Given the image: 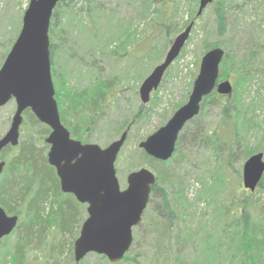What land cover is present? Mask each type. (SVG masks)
Segmentation results:
<instances>
[{"label":"rangeland","instance_id":"obj_1","mask_svg":"<svg viewBox=\"0 0 264 264\" xmlns=\"http://www.w3.org/2000/svg\"><path fill=\"white\" fill-rule=\"evenodd\" d=\"M29 1L30 0H0V62L9 47L10 41L14 38L15 42L16 36H18L20 32L22 18ZM95 1L99 5L98 11L105 16L102 21L95 20V24L91 19L82 18L81 23L76 22L73 29L69 17L66 16L62 20V24L57 27V29H64V33H68L71 39L70 42H72V52L75 51L76 59L74 58L73 61V58H68V54H59L55 62L56 77L55 79L52 77V81L55 89V99L56 93L59 94V99H56V101L58 111L60 112L62 108L68 105L67 100L71 98L72 93H82L83 90H87L88 87L97 80L101 82L110 80L103 88V95L106 97V114L96 123L91 132H88L84 136L87 142L83 144H96L101 148L107 147L121 136L122 133L117 134V132H121L122 130L120 127L122 123L128 121L125 126L128 127L126 130L128 132V138L115 163L116 177L120 189L125 190L127 187V176L132 172L141 168H146L156 176L152 168L147 165H141L145 164V162L144 159L139 157L138 144L169 121L173 114L179 109L175 107L176 104L188 101L193 82L198 74L201 58L203 57L202 44L204 37L207 34L210 42H214L216 39L213 33L215 27L214 17L212 8H207L202 19H197L195 21L189 41L185 44L179 57L165 72L158 89L151 94L150 101L146 105H143L139 98V88L144 79L163 61L174 38L186 28V23L190 21L189 14L191 12L190 7H192L189 5V1L192 0H173V2L167 3L170 12L167 19L169 20L170 16H173L176 26L174 33L169 36L166 35L165 31L161 33L157 31V28L161 24V17L157 12H154L153 15L147 18L143 17L142 4L146 3L148 0ZM230 2L233 7L228 11L227 15L229 30L226 34V40L228 41V46L231 47L232 51H238L239 49L244 50L250 45H258L261 50L260 52L262 53L263 51V54L257 63V68L259 71H262L264 70V0H230ZM85 6V2L79 0L76 5V10H80ZM176 7L177 10L175 11ZM151 8L153 10H159L161 6L152 5ZM120 25L127 28L130 38L133 39L132 45L129 44L125 47L123 40L116 38L115 27H119ZM152 29H155V32ZM194 30L196 33H193ZM156 32L157 34H155ZM118 33H121L120 36L124 38L125 34L123 28L118 29ZM76 39L78 44H75ZM170 40L171 42L169 43ZM83 41L92 42L91 45L93 46L94 54L87 53L86 49L89 46L82 43ZM220 48L226 51L224 47ZM115 56L124 58H120L115 62ZM80 59L82 63H77ZM219 75H221V68H219ZM225 80L224 77H219V81ZM227 80L233 85L231 78ZM258 94H261V96ZM155 95H157V97H155ZM258 96L264 100V89H262V85L260 86L258 82H255L250 96H246L248 104H251L252 102H250V100L254 98H256L254 101L258 100ZM253 105H255V102ZM15 109L16 104L13 100L0 108V138L8 131ZM140 109L145 119L142 118L134 124H129ZM197 118L182 131L184 133H182L184 138L181 147L184 159L181 160L178 156L177 160L182 161L180 167L178 169H173L172 167L166 168L164 166L158 167L159 169L168 170L169 173H174V176L183 178L186 187L185 196L187 197V203L191 205V208L185 211L186 215L180 216L183 221L180 219L174 221V232L167 238L163 246V249L170 248V251L168 249L165 256L170 258L172 264H174L176 250L179 247H181L179 254L185 264H193L197 257L202 255L203 247L200 243L196 240L191 245L187 244L183 236L177 237L179 235L178 229L184 231L186 230L185 228H188L197 231L202 222L203 225L205 224L210 229L207 228L203 235L200 234L198 236V239L200 240V238L213 231L212 241H210L213 243L218 237L217 230L221 225H218V223L223 222V224H226L225 226L233 223V215H231L233 207L227 202L226 207H229V210L223 208L222 211L228 212V216L223 217L220 215L214 226L213 206L209 207L211 201L209 199L206 201L198 200V197L203 194L204 189L199 181L200 175L209 178V173L220 166L218 172L225 173V177L227 178L226 181L229 183V192H231L229 198L233 196L236 188L237 192L235 194L238 198L243 200L247 197L256 204L255 209L257 210L264 207V191L258 189V187L253 193H250L248 190L245 191L242 186L241 178L242 166L249 158L244 160L243 148L248 147L253 149L257 147L263 150V132L261 130L251 132L248 139L242 142V147L239 148L233 160V166L235 168H240V179L236 181L232 177V174H227L228 172L225 171V163L222 162L223 158L226 156V149L223 150L220 158L218 157L215 159L218 163V165H216L214 160L209 164L206 163V159H210L211 156V152L207 148H198L196 144L194 148L189 147L194 126L202 128L205 132H213L217 129V124L220 119V105L217 102L208 103V105L203 104L200 115ZM24 121L25 117L23 115V123ZM256 121L261 123L264 130V107L256 114ZM36 128H31L30 125H27L25 122V125L21 127V140L24 141L26 137L35 135ZM48 150L49 147L44 153L47 154ZM140 159L141 161H139ZM2 177L3 176H0V181ZM236 183H238L239 186L236 187ZM167 188L170 189V186ZM223 199H228L226 194L221 196L219 204L224 202ZM67 200L71 201L70 198H67ZM155 204L156 201L147 207L142 224L133 231L134 242L132 246V256L138 254L139 264H164L163 251L161 254H157L154 249L156 235L149 232V228L151 226L153 227L155 220H157L154 211ZM86 208L87 206L85 205L81 211H79V218L82 219L80 228L87 217ZM49 212L50 210L46 209L44 215H47ZM211 225L213 226L211 227ZM156 226L161 227V225ZM80 228L76 236L73 230V234L59 235L52 238V242L55 246L61 243L64 245L61 254V264H70L67 255L68 246L71 241L74 244L79 236ZM225 230L224 236L220 237L219 241L222 243L221 254L222 257L223 255L230 257L233 252V249L230 250V248L233 246L230 243L232 240L227 236L230 237V234L232 235L233 229H228L227 227ZM53 232H55V230H53ZM56 238L58 242L55 241ZM177 238H179L178 242H176ZM12 240L14 241L15 237H13ZM224 246L225 248L229 246L228 252L224 250ZM33 247H39L36 241ZM54 251L52 258L58 250ZM87 261L95 263L96 257L93 255L89 256L87 257ZM226 261L229 262L228 260ZM230 264H239V260H231Z\"/></svg>","mask_w":264,"mask_h":264},{"label":"trees","instance_id":"obj_2","mask_svg":"<svg viewBox=\"0 0 264 264\" xmlns=\"http://www.w3.org/2000/svg\"><path fill=\"white\" fill-rule=\"evenodd\" d=\"M148 1V3L142 4L143 17L147 18L153 15L154 12H157L161 17V24L157 28V31H159V33L165 31L168 36L173 34L176 30L174 18L170 16L169 20L167 19L170 13L167 3H171L173 0ZM77 2H79V0H60L51 17L49 41L51 70L54 79L56 77L55 62L59 54H68V58H73V61L74 58L76 59L75 51L72 52V42H70L71 39L68 33H64L65 30L62 28L57 29V27L62 24V20L68 16L70 24H72L74 29V24L76 22L81 23L82 18L91 19L95 24V20L102 21V19L105 18V16L98 11L99 5L95 0H82V2H85L86 6L82 7L80 10H76ZM152 5H160L161 8L159 10H153L151 8ZM189 5L192 7H190L191 12L189 14L190 21L186 23V26L192 21L202 19L205 12L204 11L203 14L196 19L195 16L199 0L189 1ZM232 7L230 0H216L207 7L212 8L215 25L213 33L216 39L214 42H210L207 34L205 35L202 44V54L204 55L213 48H225V55L220 66V78L224 77L226 80L231 78L233 82V91L228 96H221L213 92L210 96L203 99L201 107L203 104L208 105V103L211 104L215 102L220 105V119L217 124V129L213 132H205L202 128L194 126L189 147L194 148L196 144L198 148H207L211 152V160L206 159V163L209 164L214 160L216 165H218V163L215 159L218 157L220 158L221 153L226 149V156L222 160V162L225 163V171L228 172L227 174H232V177L237 181L240 179V168H235L233 166V160L239 148L242 147V142L248 139L251 132L261 130L264 134L261 123L256 121V114L264 107V100L259 98L261 94H258V100L254 101L256 98L250 100V102H252L251 104H248L246 100V96H250L255 82H258L260 86L262 85V89H264V70L259 71L257 68V63L263 54V51L262 53L260 52L261 50L258 45H250L246 49H239L238 51H232L231 47L228 46V41L226 40V34L229 30L227 15ZM176 10L177 7L175 8V11ZM115 28L116 38L123 40L125 47L129 44L132 45L133 39L130 38L127 28L122 25ZM121 28H123L125 34L124 38L120 36L121 33H118V29ZM152 30L155 32V29ZM193 33H196V31L194 30ZM155 34H157V32ZM13 42L14 38L10 41L9 47L0 62V66ZM170 42L171 40L169 43ZM82 43L89 46L86 49L88 54H94L91 41H83ZM75 44H78L77 39ZM120 58L124 57L115 56V62ZM77 63H82V60L80 59ZM109 81L110 80L101 82L97 80L89 86L87 90H83L82 93H72L71 98L67 100L68 105L60 110L59 114L61 121L65 127L71 131L69 133L72 138L86 143L87 140L84 136L88 132L85 131L92 130L96 123L105 116L106 97L103 95V88ZM155 97H157V95H155ZM56 99H59L58 93H56ZM254 102L255 105H253ZM185 103V101L178 103L175 107L178 109ZM141 109L137 115L131 119V123L129 124H134L142 118L145 119ZM23 115L25 121L24 123L22 121V125H25L26 122L31 128L37 127L35 135L26 137L24 141L21 140L20 136L19 143L16 147L9 146L4 149L0 155V161L5 162L1 174L3 177L0 181V206L8 215H16L19 217L17 226L12 234L0 241V264H61V254L64 245L62 243L56 244V247L52 242V238L59 235L73 234V230L76 236L80 228V222L82 221V219L79 218V211H81L85 205L78 203L72 195L63 194L61 192L60 182L56 176L55 169L48 164L47 154H45L44 151L49 147L48 144L45 143V139L51 132L50 128L41 124L30 110H26ZM199 115L197 117H199ZM127 122L128 121L122 123L120 127L122 131L117 132V134H121L128 129V127H125ZM191 122H189L183 130L186 129ZM21 127L20 133H22ZM182 131L179 134L173 156L166 162H159L148 157L141 149L138 151L140 153L139 157L144 159L145 162V164L141 165H147L156 173V183L151 188L147 207L156 201L154 211L157 220H155L153 227H150L151 230L149 228V232L156 235L154 249L157 254H161L163 251L164 264H172L170 258L165 256L168 249L170 251V248L163 249V246L167 238L174 232V221L176 219L183 221L180 216H185V211L191 208L185 196L186 187L183 178L174 176V173H169L166 169L158 168L159 166H164L166 168L172 167L173 169H178L180 167L182 161H178L177 158L179 156L181 160L184 159L181 147L184 138V133ZM243 150L244 160L256 153L262 152L264 154V149L261 150L257 147L253 149L246 147L243 148ZM141 159L139 161H141ZM219 168L220 166L210 172L209 178L200 175L199 181L204 189L203 194L198 197V200L206 201L209 199L211 201L209 207L213 206L214 226L220 215L223 217L228 216V212L222 211L223 208L229 210V207H226V203L228 202L230 206L233 207V212L231 213V215H233V223L228 226H225L226 224H223V222L218 223V225H221L217 230L218 237L213 243L210 242L212 241L213 231L200 238V240L198 239V236L200 234L203 235L208 228V226L205 224L203 225L202 222L197 231L188 228H185L186 230L184 231L178 229L179 235L177 237L183 236L185 242L189 245L197 240L203 247L202 255L197 257L193 264H230L231 260H239V264H264V207L257 210L255 209L256 204L247 197L243 200L238 198L235 194L237 192L236 188L233 196L229 198V194H231V192H229V183L226 181L227 178L225 177V173L218 172ZM168 186H170V189L167 188ZM237 186H239L238 183H236V187ZM258 189L264 191V178H262ZM224 194H226L228 199H223L224 202L219 204V199H221V196ZM67 198H70L71 201L67 200ZM46 209H49L50 212L44 215ZM144 215L145 214H143V216ZM140 225L137 228H139ZM156 225H161V227ZM212 226L213 225H211V227ZM227 227L228 229H233L232 235L230 234V237L227 236L232 240L230 243L233 247H231L230 250L233 249V252L230 257L227 255H223L222 257V243L219 241L220 237L224 236ZM53 230H55V232H53ZM13 237H15L14 241L12 240ZM35 241L41 248L33 247ZM55 241L58 242L57 238ZM178 241L179 238H177L176 242ZM72 246L73 243L71 241L67 251L70 264H111L104 256L96 254H89L82 261L76 263L72 253ZM132 246L124 258L116 264H139L138 254L132 256ZM54 250L58 251L52 258V254L55 252ZM180 250L181 247L176 250L174 264H185L179 254ZM224 250H229V246H226V248L224 246ZM92 255L96 257L95 263L87 261V257Z\"/></svg>","mask_w":264,"mask_h":264},{"label":"water","instance_id":"obj_3","mask_svg":"<svg viewBox=\"0 0 264 264\" xmlns=\"http://www.w3.org/2000/svg\"><path fill=\"white\" fill-rule=\"evenodd\" d=\"M59 1H29L20 32L0 68V108L12 100L16 104L10 127L0 138V155L7 147L18 145L23 113L30 110L51 130L45 139L49 145L47 161L56 170L61 192L87 206V217L73 244L74 261L79 263L89 254H96L116 264L132 246L133 229L142 222L156 176L141 168L127 176V187L121 190L115 163L128 132L101 148L71 138L61 123L52 81L49 41L51 17ZM214 1L199 0L195 18H199ZM194 22L174 38L163 61L142 82L138 93L143 105L150 101L165 72L180 55ZM224 55L225 51L220 47L203 55L188 101L163 127L138 144L148 157L159 162L170 160L180 132L199 115L203 99L213 92L221 96L232 93L233 85L229 80L219 81ZM4 166L5 162L0 161V176ZM263 176L264 154L260 152L250 156L242 166L243 188L253 193ZM18 220V216H10L0 207V241L12 234Z\"/></svg>","mask_w":264,"mask_h":264},{"label":"flooded vegetation","instance_id":"obj_4","mask_svg":"<svg viewBox=\"0 0 264 264\" xmlns=\"http://www.w3.org/2000/svg\"><path fill=\"white\" fill-rule=\"evenodd\" d=\"M60 120H61V118H60ZM61 123H62V121H61ZM63 124V123H62ZM63 126L65 127V125L63 124ZM66 128V127H65ZM67 129V128H66ZM67 131L68 132H71V131H69L68 129H67ZM85 132H91V130H89V131H85ZM71 136V135H70ZM72 138V137H71ZM74 139V138H73ZM55 173H56V170H55ZM57 176V175H56ZM1 207V206H0Z\"/></svg>","mask_w":264,"mask_h":264}]
</instances>
